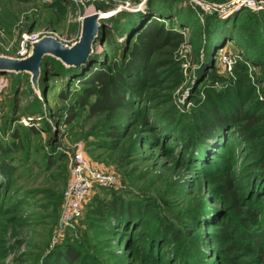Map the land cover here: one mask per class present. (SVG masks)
<instances>
[{"label":"rangeland","instance_id":"rangeland-1","mask_svg":"<svg viewBox=\"0 0 264 264\" xmlns=\"http://www.w3.org/2000/svg\"><path fill=\"white\" fill-rule=\"evenodd\" d=\"M232 1L153 0L172 4L173 20L159 23L183 39L176 50L154 54L147 86L112 115L90 117L80 109L79 86H66L56 59L51 63L60 74L52 76L47 66V81L37 89L28 74L0 75V162L15 170L10 179L0 175V264H45L68 247L83 264H264V0L229 11ZM147 2L0 0V55L16 58L27 32L71 46L83 18L97 13L110 31L105 43L98 34L92 55L120 63L133 43L127 22L145 13ZM209 15L234 32L210 57L204 52ZM211 98L219 114L235 111V118L222 145L193 159L187 141H195ZM68 109L76 114L71 124L64 122ZM245 118L254 123V140L240 134ZM112 131L122 134L116 142ZM79 142L89 166L116 181L95 185L82 218L65 225L64 194ZM12 143L4 157L2 148ZM110 193L135 206L137 216L123 229L91 212ZM233 223L251 237H240Z\"/></svg>","mask_w":264,"mask_h":264},{"label":"trees","instance_id":"trees-1","mask_svg":"<svg viewBox=\"0 0 264 264\" xmlns=\"http://www.w3.org/2000/svg\"><path fill=\"white\" fill-rule=\"evenodd\" d=\"M172 9V4L169 2L155 5L153 0H148L146 12L137 15L132 20H128L125 30L128 29L133 43L124 49V57L120 63L113 62L109 65L103 61V58L101 59L94 55L90 56L89 62L86 65L78 68L66 67L61 63L66 86L72 87L73 84L79 86L74 94V103L80 109H86L90 117L112 115L119 110L127 109L135 97L140 96L139 93L147 86V79L150 74L149 63L154 54H165L166 49L176 50L183 39L180 33L169 29L165 30L163 25L159 23L162 20H173ZM209 16L214 21H212L213 24L211 26H208L205 34L204 52L210 57L212 51L216 50L223 41H232L234 32L231 28H228L227 21H223V24H220L217 22L215 15ZM129 17V15H125V18ZM109 31L107 26L100 28V42L102 40L103 43L106 42ZM53 59L52 57L43 58L38 81H47L49 75L48 70H46L47 66H51L52 69L49 73L51 72L52 76L60 74L54 70L53 62L51 63ZM60 96L62 99H67L65 94L61 93ZM211 99H208V104L206 105L208 114L205 117L203 115L201 117L198 116L200 122H198L199 124L195 130V141L193 142L189 138L187 141V146L190 149L189 153L193 159L197 158V156L211 154L213 149H217L222 145L226 139L225 131L235 118L233 116L235 111L233 114H229V116L219 114L214 98ZM67 113L64 122L65 124H71L75 120L76 114L72 112V109H68ZM250 121L251 118H245V124L240 127V134L248 137L250 140H254L257 136L253 129L254 123ZM118 133L116 131L110 132L115 142L117 138L122 137V134L120 136ZM12 139L19 140L17 132L12 133ZM15 145L12 143L9 147L2 148L4 157H8L13 152L12 146ZM50 158H52V163L57 159V157L51 156L48 160H51ZM14 172V168L8 162H0L1 176L10 179L14 175ZM227 187L229 186L227 185ZM110 195V200L106 205L95 204L92 206L91 212L96 216L95 218L99 217L100 220L107 223L113 221L114 223H118L123 229L126 227V221L133 220L137 216L134 213L135 211L132 210L135 206L128 205L116 193H110ZM96 202L99 203L98 201ZM82 215L80 218H82ZM241 220L246 221L249 218L247 216ZM233 227L240 237L244 236L246 239L251 237L243 229H240L242 225L233 223ZM164 232L166 234H173L174 236L173 230L168 226L164 228ZM255 237L258 243L259 236ZM64 259L67 260L66 263L62 261ZM81 260L78 251L72 247H68L66 251L58 253L52 262H46L45 264H76L77 262L78 264H83Z\"/></svg>","mask_w":264,"mask_h":264},{"label":"water","instance_id":"water-1","mask_svg":"<svg viewBox=\"0 0 264 264\" xmlns=\"http://www.w3.org/2000/svg\"><path fill=\"white\" fill-rule=\"evenodd\" d=\"M97 13L87 15L82 20L79 40L71 46H65L53 37H42L33 43L25 58H13L0 55V75L28 74L30 83L37 89L40 68L44 57H52L66 67L78 68L86 65L92 55V45L100 32Z\"/></svg>","mask_w":264,"mask_h":264},{"label":"built area","instance_id":"built-area-1","mask_svg":"<svg viewBox=\"0 0 264 264\" xmlns=\"http://www.w3.org/2000/svg\"><path fill=\"white\" fill-rule=\"evenodd\" d=\"M246 2L248 3L249 0H233L229 3L231 7L229 11L238 9L245 5ZM40 36V32H27L24 34L20 40L16 58H25L29 54L31 45L42 38H40ZM1 78L2 77H0V89L3 85ZM84 150V145L81 142L74 146L70 167L71 177L64 194L66 208L62 215V222L65 225H69L71 222L81 217L84 204L95 185L109 188L114 185L116 181L115 177L111 174H104L90 167L86 161Z\"/></svg>","mask_w":264,"mask_h":264}]
</instances>
